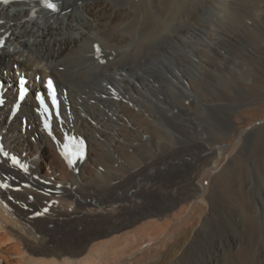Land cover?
Listing matches in <instances>:
<instances>
[{
  "label": "bare ground",
  "instance_id": "bare-ground-1",
  "mask_svg": "<svg viewBox=\"0 0 264 264\" xmlns=\"http://www.w3.org/2000/svg\"><path fill=\"white\" fill-rule=\"evenodd\" d=\"M58 1L59 12L34 13L35 0H0V33H10L0 79L8 86L16 71L53 76L60 92L68 91L70 124L84 136L88 158L78 170L65 164L38 123L32 96L10 120L16 95L8 88L2 144L31 167L29 173L0 157V264H219L229 244L201 236L218 207L241 222L255 218L242 158L249 137L264 128V67L231 80L253 88L242 96L230 86L213 91L211 64L226 60L228 35L240 32L247 2L264 24L257 14L264 0ZM260 40L256 48L264 52V35ZM222 98L241 105L224 143L204 130ZM37 147L46 149L54 181L30 178ZM196 242L199 262L190 253Z\"/></svg>",
  "mask_w": 264,
  "mask_h": 264
},
{
  "label": "rangeland",
  "instance_id": "rangeland-1",
  "mask_svg": "<svg viewBox=\"0 0 264 264\" xmlns=\"http://www.w3.org/2000/svg\"><path fill=\"white\" fill-rule=\"evenodd\" d=\"M247 5V12L243 14L240 13L239 16L237 15L241 20V24L239 27L240 34L238 33L239 36L236 35V37H234L233 35H228L227 39L229 44H227L223 52L225 54L224 56L226 60L218 62V60L215 59V63L211 64V88L213 89V91L217 90L218 92L222 93L224 91L227 92L228 89L222 88L223 85L226 87H232L235 92H240L242 96H248L249 93H253V88H250V90L248 89L246 91L242 87V84L231 82V80L233 78H241L243 80L249 79L250 77L259 75L260 70H263L262 67H264V52L258 50L259 48L257 49L256 46L259 45V41H261L260 39L264 35V24L263 22L260 23L261 21L255 22V18L254 16H251L252 13L248 11L250 10V8L247 7ZM234 8H236L235 10L238 11L237 7ZM261 9L264 11V7H262ZM257 14L263 17L261 20L264 19L263 12L258 11ZM234 16L236 17V14L234 15L233 12H229L230 20L235 19ZM234 23H231L230 21L228 25L234 26ZM257 23L260 25H258ZM211 28L212 31H215L216 27L211 26ZM235 28H238V25H236ZM234 60L236 61V65L234 67V70H232L231 62H233ZM226 68H229V71L232 70L231 78L230 74L227 73ZM239 106H241L240 103L233 98L229 100H227L226 98H222L217 106L211 109V117L204 125V130L209 135H211V140H218L224 143L229 139V137L233 133L232 118L238 110ZM81 116L83 115L81 114ZM21 123L24 124L23 121H21ZM178 134L177 137L181 139V143H185L189 140L188 135L184 130H180ZM31 141L35 144L37 143L35 137H31ZM33 152H35V156L38 158V162L37 165L33 168V172L32 174H30V178L39 182L45 180L54 181V178L51 177L48 173L49 168L45 162L46 149L41 150L37 147L33 149ZM242 161L244 163L242 166L243 176L246 184L249 183L247 185L248 212L251 214L252 218L255 217L254 220L256 222L254 220L249 222H241L240 218H237L234 210L225 211V209H222V206L218 207L214 219H212L211 223L202 231L201 236L205 240L204 242L209 241L212 244L214 242H217L218 240H223L229 244L231 250H229V252L227 253H224L223 256L217 259V261L220 260L218 262L219 264H251V262L252 264H264V128L262 129L261 135H257V138L256 136L249 137L246 142ZM238 239L240 240L238 241ZM197 244L192 247V250H190L194 262L201 261L203 256V253L201 252L202 250L199 247L200 242ZM246 245L248 246V248ZM256 250L258 253L256 252ZM254 253L257 254L255 255ZM230 257H232V259H230Z\"/></svg>",
  "mask_w": 264,
  "mask_h": 264
}]
</instances>
